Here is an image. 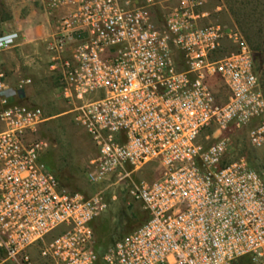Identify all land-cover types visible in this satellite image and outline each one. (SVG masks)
Here are the masks:
<instances>
[{
	"label": "built area",
	"instance_id": "built-area-1",
	"mask_svg": "<svg viewBox=\"0 0 264 264\" xmlns=\"http://www.w3.org/2000/svg\"><path fill=\"white\" fill-rule=\"evenodd\" d=\"M41 1L60 12L48 68L96 148L86 179L148 163L160 172L128 190L147 219L98 252L104 192L60 187L41 159L47 142L33 137L42 109L11 102L0 71V264H264V170L232 157L221 135L248 126V143L264 145V94L243 36L206 21V0H177L161 23L153 0ZM16 36L0 35V51ZM224 39L235 50L218 56ZM209 127L218 134L203 142Z\"/></svg>",
	"mask_w": 264,
	"mask_h": 264
},
{
	"label": "rangeland",
	"instance_id": "rangeland-1",
	"mask_svg": "<svg viewBox=\"0 0 264 264\" xmlns=\"http://www.w3.org/2000/svg\"><path fill=\"white\" fill-rule=\"evenodd\" d=\"M176 1L153 0L155 19L161 23L163 16ZM36 2L40 4L41 0ZM205 9L209 13L206 21L220 22L228 28L236 29L247 42L253 56L257 53L258 45L264 47V0H206ZM234 50L233 42L224 39L217 55L229 54ZM212 86L218 99L224 100L227 90L221 81L214 78ZM26 100L30 101L28 105L39 106L42 109L44 121L38 126L33 137L47 142L41 159L47 168L54 172L60 187L70 191L78 190L85 195L103 191L108 200L107 210L92 223L98 250L102 251L143 223L147 219V212L140 201L129 195L128 190L133 182L158 176L160 172L158 164L148 163L122 179L113 175L100 182H89L85 172L89 160L96 154V148L87 132L75 120L74 105L61 95L57 79L52 76L50 81H44L38 87H34V92H31ZM25 103L27 104L26 101ZM247 131L248 126L230 128L227 131L223 130L221 135L229 138L232 157L243 156L251 167L264 170V145L260 148L252 147L247 141ZM217 134L214 127H209L201 133L200 140L212 141ZM56 232L48 235L46 239L51 238ZM2 264L13 263L5 261Z\"/></svg>",
	"mask_w": 264,
	"mask_h": 264
},
{
	"label": "crops",
	"instance_id": "crops-1",
	"mask_svg": "<svg viewBox=\"0 0 264 264\" xmlns=\"http://www.w3.org/2000/svg\"><path fill=\"white\" fill-rule=\"evenodd\" d=\"M59 14L47 9L42 1L38 4L36 0H0V35L17 34L14 44L0 51V71L10 85L11 102L28 104L26 98L34 87L52 79L47 46ZM22 78L31 79V83L18 87Z\"/></svg>",
	"mask_w": 264,
	"mask_h": 264
},
{
	"label": "trees",
	"instance_id": "trees-1",
	"mask_svg": "<svg viewBox=\"0 0 264 264\" xmlns=\"http://www.w3.org/2000/svg\"><path fill=\"white\" fill-rule=\"evenodd\" d=\"M256 51H257V53L255 54V56H253L254 70L258 75V78H259V81L261 84V88L263 91V85H264V47L261 48L258 45V47H256ZM257 58H258V61H257ZM95 248L97 249L98 252H101L98 250L96 245H95ZM234 264H252V263L250 262L249 257L244 256V257L237 259V261Z\"/></svg>",
	"mask_w": 264,
	"mask_h": 264
}]
</instances>
